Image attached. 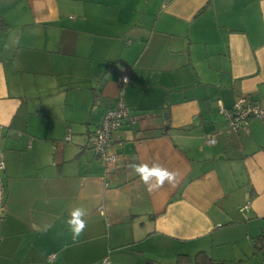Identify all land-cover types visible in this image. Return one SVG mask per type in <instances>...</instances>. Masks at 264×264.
<instances>
[{"label": "crops", "instance_id": "1", "mask_svg": "<svg viewBox=\"0 0 264 264\" xmlns=\"http://www.w3.org/2000/svg\"><path fill=\"white\" fill-rule=\"evenodd\" d=\"M240 96L264 100V0H0V264H264V118L219 113ZM143 163L176 184L149 192Z\"/></svg>", "mask_w": 264, "mask_h": 264}, {"label": "built area", "instance_id": "2", "mask_svg": "<svg viewBox=\"0 0 264 264\" xmlns=\"http://www.w3.org/2000/svg\"><path fill=\"white\" fill-rule=\"evenodd\" d=\"M129 68H124L120 76L121 88L116 97L114 106L105 111L101 123L97 125L93 132L92 151L106 168L115 167L118 161V154L111 153L113 144V134L118 131L123 122L129 118V109L125 105L123 89L129 84ZM219 113L226 123V133H237L239 131L248 132L249 123L254 118H264V100L257 101L248 96H240L235 100L230 108L219 107ZM68 139V138H67ZM209 144H214V138H208ZM3 163L0 162V170ZM53 256L49 257V261Z\"/></svg>", "mask_w": 264, "mask_h": 264}, {"label": "clouds", "instance_id": "3", "mask_svg": "<svg viewBox=\"0 0 264 264\" xmlns=\"http://www.w3.org/2000/svg\"><path fill=\"white\" fill-rule=\"evenodd\" d=\"M130 167L149 192L163 187L165 183L174 186L177 182V172L170 171L159 163L132 164ZM86 215L87 210L83 207H75L69 212L67 224L74 243L80 240L81 234L87 227V222L84 219Z\"/></svg>", "mask_w": 264, "mask_h": 264}, {"label": "trees", "instance_id": "4", "mask_svg": "<svg viewBox=\"0 0 264 264\" xmlns=\"http://www.w3.org/2000/svg\"><path fill=\"white\" fill-rule=\"evenodd\" d=\"M255 249L256 251H260L264 249V236H260L256 239L255 241ZM195 264H222V263H217L213 261L212 259L208 258L206 255L203 253H198L195 257Z\"/></svg>", "mask_w": 264, "mask_h": 264}]
</instances>
